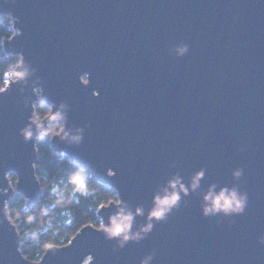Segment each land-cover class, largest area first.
<instances>
[{
  "label": "water",
  "instance_id": "1",
  "mask_svg": "<svg viewBox=\"0 0 264 264\" xmlns=\"http://www.w3.org/2000/svg\"><path fill=\"white\" fill-rule=\"evenodd\" d=\"M3 10L23 30L6 50L25 54L50 100L68 101L70 125H91L81 145L56 138L54 151L94 168L133 208H150L171 174L188 183L202 167V191L218 182L249 194L245 213L230 218H205L201 197L191 194L145 240L115 252L114 242L84 227L43 264H81L89 253L94 264H140L153 250V264H264V0H17ZM181 42L188 54H170ZM30 111L17 86L0 96V181L17 172L28 207L41 195L38 154L19 136ZM108 168L117 175L108 177ZM236 168L245 173L239 181ZM0 264H28L6 221Z\"/></svg>",
  "mask_w": 264,
  "mask_h": 264
},
{
  "label": "clouds",
  "instance_id": "2",
  "mask_svg": "<svg viewBox=\"0 0 264 264\" xmlns=\"http://www.w3.org/2000/svg\"><path fill=\"white\" fill-rule=\"evenodd\" d=\"M16 2L0 0V96L8 93L15 85L24 107L31 109L27 123L19 129V136L25 143L32 142L38 154L40 163L33 162L32 169L41 195L37 203L29 208L30 197L22 194L18 188L20 175L15 171L4 172L3 180L0 181V224L6 221L15 230L17 251L24 261L28 264H43L50 252L55 253L73 245L86 230L79 235L68 231L74 221L72 210L82 200L94 201L88 220L97 229L96 232L103 234L106 241L114 242V252L123 250L130 242L140 243L145 240L155 225L166 222L180 208L184 198L191 194L201 197L200 207L205 218H230L245 213L249 194L247 191L242 192L239 184L228 186L212 182L202 191V181L207 172L203 167L192 174L188 183H185L179 172L171 174L153 192L151 207L147 210L143 204L133 208L119 189L111 185V196H105L99 187L104 183L96 176L95 169L80 162L73 163L64 174L49 178L42 164V149L50 148L52 155L58 159H70L67 152L52 150L53 141L59 138L68 147L79 146L84 142L86 128L91 125H70L68 101L50 100L43 86V78L36 74V67L25 54L22 51L17 54L6 50L7 43L23 35V30L17 26L20 23L19 17L3 10L5 5H15ZM189 50V45L181 42L173 45L169 52L176 57H183ZM79 80L88 86L91 83V72H84ZM93 95L99 97L100 92L94 90ZM176 166V163L171 165L173 168ZM244 174L243 168H236L232 172L237 181ZM106 175L115 177L117 172L108 168ZM104 210H108L107 217L102 215ZM138 217H143L144 221L138 224ZM258 242L264 245V235L259 236ZM155 257L156 252L153 250L140 260V264H153ZM95 259L89 253L81 264H94Z\"/></svg>",
  "mask_w": 264,
  "mask_h": 264
},
{
  "label": "trees",
  "instance_id": "3",
  "mask_svg": "<svg viewBox=\"0 0 264 264\" xmlns=\"http://www.w3.org/2000/svg\"><path fill=\"white\" fill-rule=\"evenodd\" d=\"M4 79L7 78L5 77ZM38 163H40V160ZM42 164L44 165V171L47 173L48 177L54 178L64 174L67 170H69L72 167L73 162L69 158H65L63 160L58 159L52 155L50 148L45 147L42 149ZM99 187L105 196H111V189L109 187L102 184ZM93 203V200H82L80 205L72 210L74 214V221L73 224L68 228V231L72 232L73 235H76L84 227H94V225L88 220L90 209ZM33 205H31L29 208H31Z\"/></svg>",
  "mask_w": 264,
  "mask_h": 264
}]
</instances>
